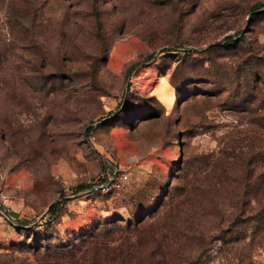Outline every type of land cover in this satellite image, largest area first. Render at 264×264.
Instances as JSON below:
<instances>
[{
    "label": "rangeland",
    "instance_id": "374dc122",
    "mask_svg": "<svg viewBox=\"0 0 264 264\" xmlns=\"http://www.w3.org/2000/svg\"><path fill=\"white\" fill-rule=\"evenodd\" d=\"M262 5L0 0V264H264L225 186L264 168Z\"/></svg>",
    "mask_w": 264,
    "mask_h": 264
},
{
    "label": "trees",
    "instance_id": "16d2710c",
    "mask_svg": "<svg viewBox=\"0 0 264 264\" xmlns=\"http://www.w3.org/2000/svg\"><path fill=\"white\" fill-rule=\"evenodd\" d=\"M263 6L264 5L258 7ZM245 160L246 159L244 158L241 162V172L239 176L231 180L229 184L225 185L227 189H231L230 192H233L232 196L234 203V207H232L229 214L226 215V219L230 225H238L240 223L251 222L253 223L254 228L260 229L264 227V168L258 167V169H256L255 167L254 169H252L249 167V159L248 161ZM255 171L257 174L254 178L248 177L249 175H251V173H254ZM213 187L215 188V186ZM219 189L220 186L217 188V191ZM251 202H253L254 205H252ZM223 204L224 203H221V205ZM221 211L222 209H220L217 214H220V217L222 218L224 217V213ZM143 216H147V214H144ZM55 222V218L50 217L46 222V226L51 227L55 224ZM139 223L140 221H136V223L133 224L126 223L124 226L127 229H136L139 226ZM119 224L122 223H119L118 219L105 222L101 226H95L89 231L80 234L78 237H74L73 241H81V243H88L93 241L97 242L100 238L105 237L109 233L115 232L117 228L119 229V226H121ZM17 227H21V225L18 224ZM143 245H145V243H143ZM68 247V249H71L72 245L69 244ZM148 249L149 247L147 248V250ZM47 252L50 253L52 251ZM57 253L64 254L62 250Z\"/></svg>",
    "mask_w": 264,
    "mask_h": 264
},
{
    "label": "built area",
    "instance_id": "2783aa9c",
    "mask_svg": "<svg viewBox=\"0 0 264 264\" xmlns=\"http://www.w3.org/2000/svg\"><path fill=\"white\" fill-rule=\"evenodd\" d=\"M127 178L126 175H121L118 174V171L115 170L113 171V174L110 177L109 183L111 184L110 186L113 188H118L121 185V182ZM110 188V187H109ZM14 225L17 226V223L12 222Z\"/></svg>",
    "mask_w": 264,
    "mask_h": 264
}]
</instances>
